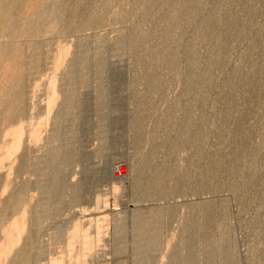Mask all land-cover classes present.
I'll return each mask as SVG.
<instances>
[{
	"label": "rangeland",
	"instance_id": "rangeland-1",
	"mask_svg": "<svg viewBox=\"0 0 264 264\" xmlns=\"http://www.w3.org/2000/svg\"><path fill=\"white\" fill-rule=\"evenodd\" d=\"M31 1L29 0L27 3L31 5L33 2ZM131 1L132 0H95L91 5L93 8L91 7L88 11V15L90 14L88 17L90 20H88V22L93 21L96 18L99 20L100 18L101 20L103 18L102 21L86 23L85 25L80 26L81 28L77 27L78 29L76 28V30L74 29L72 31H60L57 33V31L54 30L53 32L56 34L52 32L50 34L48 31L47 33L38 35L26 34L25 38H23L24 36H20L19 38L16 37V39H19L17 40L19 41V44L21 43L20 45L22 47L26 44V47L24 46V50L26 51L25 59L28 61L30 60V62L32 61L31 57L34 58L33 51L35 47L33 48L32 45H35L36 43L39 44V41H43L44 44L46 43V46V41L50 39L48 44L51 42V47L47 46L51 49L54 47V50L57 51L58 46L56 45H60V41L62 44V41L68 40L63 43L68 46L72 44L69 46L70 48L72 47V54L68 56L69 58H66V63L73 59V54L76 53L77 50L82 51V49H87V45L89 48L87 49L89 51V59L86 64L88 70L86 69L87 71L85 72L87 73L86 78L89 80L87 82L88 84H83V82L80 81L83 73L78 75V77L81 76L80 78L77 77V79L74 80L73 84H75V81L78 83L75 84L76 86L73 85L75 87L74 92H77V95L73 92L74 95L72 97V100L74 102L76 101V108L75 110L73 109L74 112H71L74 115V120H72V114H69V116L67 114V119H62L63 121H61V129L64 127L63 131H65L68 137V140L64 145L67 150L74 148L76 155L72 160L63 163L64 166L62 165L61 168V192L53 198L54 200L52 202L54 203L51 202L53 206L59 207V212L58 210L57 212L54 211L56 213L54 217V214H52L50 217L47 216L49 219L43 217L38 219L35 224L33 223L34 228L37 227L38 223L39 227L37 228H39V235L43 231L40 228H44V230L47 231H44V234H41L40 236L39 248L40 250L43 249L41 250L42 255L40 256L39 264H48L51 257L59 255L61 252L60 247L63 246L64 243L61 242V244L58 245V243H55V240L51 241L54 239L52 236L60 234L62 237L64 234L62 237L64 238V236L68 234L67 231L69 232V229H73L70 227H73L75 223L79 221L82 222V230H86L88 226L90 227V225L95 222L93 221L90 223V218L103 219V215H108L107 220H102L105 223L104 226L106 225L104 227L106 230L104 229L105 231L102 233L103 235H100L101 240H99L101 242L99 241L97 248L95 247L94 251L91 252V255L93 256L94 254L95 256L92 257V260H89L88 263L85 261L81 264H132L134 259V263L137 264L138 260L135 258L137 251L134 250L135 248L132 249V246H134L136 241L142 242V248H148L152 245L153 251L156 250L153 252L150 248L152 252L149 251L146 264H168V262L169 264L170 262L175 264L174 262L177 263V260L174 262L172 261L177 258L178 261H180L178 255L181 256L182 253V255L189 256L188 254L191 253V251L192 257L189 258L184 256V258L187 257V261L184 259L185 262L181 260L180 263L208 264L210 258L212 264H221L224 250L222 251L223 247H220L219 243L211 241L213 242L212 248V246L210 247L208 245L209 243L205 241L199 243L200 240H195L198 239L197 237L194 238L192 236L190 238L187 236L188 239H190L189 241H191V245H189V241L186 238V234L188 235L189 230L192 228H188L190 222L192 225L195 220V222L202 220L203 216L201 217V215H204L203 213L206 211V205H215L213 213L216 216L213 214L214 218L212 217V222L218 224V226L214 225L215 227L211 226V230H214V234L209 231L210 227L206 228L209 229L208 231L210 234L212 233L211 236L214 235L213 237H210L209 234H207L211 240H218L221 244V240L219 239L223 238V232L227 231L229 233L228 247L230 249V260L228 264H264V174L258 175L259 177L263 176V179L260 177V181H258L260 183L262 180V183L261 185L258 184V186L260 185L259 187L255 186L254 188H251L253 191L251 190L249 194L245 192V190H247L246 186L244 187V185H242L238 187L235 185V182L239 180V182L243 181L242 183L249 180V176H247L248 174L238 175L235 173L229 176L226 175V177L221 175L220 177L215 178L216 180L214 179V181H210L213 186L212 189L210 187V182V185L208 186L210 189L202 188L204 186L202 183L205 181L207 170L213 164L216 165L212 160H215L214 154L218 149V146L221 144L222 139L226 138L224 135H226L227 129L250 126L249 129L247 127V129L250 130L252 127L253 129H251L253 132L250 131L252 133L251 143L255 145V148H251L252 150L249 148L252 151H250L251 156L253 153L256 154V152L260 150H262L260 153L264 152V95L262 94L263 92L261 95H259L260 92L258 94L256 93V91H258L256 88L258 87L257 84L259 82L257 79L259 71H257L258 69L256 70V68L261 64L264 65V0H261L260 2H258L259 0L256 2L252 0H200V13L203 14L217 12L219 10L223 13L224 7H227L226 11H232L238 16L244 18L246 15V8L250 7L252 10V16L246 24L238 28L237 32L239 35L231 38L228 45L229 48L222 51L219 56L217 55V58H214L213 56V46H211L210 38L205 35V28L203 26L200 27V30L193 31V27L190 24L177 31L176 35L178 40L175 43V50L181 54L183 58L187 56L188 52H192L195 56L193 65L187 66L184 62H180V60L175 65L163 62L161 66L162 72L171 73L172 75H168L165 78V85L163 84L161 90L155 92L150 91L151 93L144 90V87L146 90L148 89L146 88L147 85L145 79L143 82V78H140L143 83L140 79L137 80V78L140 77L138 74L141 70V67L137 63V58L139 57L138 52L140 51H135L132 41L134 29L131 20L134 16L133 20L137 19V22L145 25L143 16L138 17V14L140 15L141 13L136 12L137 14H134L137 16L131 13L129 17L133 16L130 19H125V17L121 18V15L125 11L130 12ZM96 12H99V15H97L98 13L96 14ZM93 13H95L94 16ZM52 20L53 19L49 20V26L56 24V22ZM51 21L54 24H52ZM4 36L6 37V35L1 33L0 42L1 40H9L8 37H6L7 40L3 38ZM81 38L83 39L80 40ZM97 38L101 42L100 47L99 44H97ZM29 39L31 40V44L33 42L31 45L32 49H30V44H27L30 43ZM84 39L86 40L84 44L87 43L83 48L84 45L82 42ZM25 40H27L26 43L24 42ZM94 40H97V43ZM18 41L16 44H18ZM44 44L40 43L39 45H36L42 46ZM52 44H54V46H52ZM80 47H82V49H79ZM45 48L46 47H44V51L48 52H46L45 55H53L56 53L53 50L51 51L50 48L47 50H45ZM48 50L51 52L49 53ZM30 52L32 53L30 54ZM53 57L50 58L49 56V60H45L43 68L39 71L37 76L35 75L34 77V81H36V83L38 82L37 84H39L40 87L37 92L38 97L42 94L40 98L36 96L34 98L35 100L33 99L34 101L38 100L37 102H34V104L38 103L37 105H42L44 103L42 101L45 100V81L51 76L50 73H52V65L54 63L52 64L50 62L54 60ZM100 60L103 61L101 67L99 65ZM46 62H49L50 64H46ZM220 62V66L223 64L225 68L224 66L223 68L219 66ZM8 64L11 67L10 63ZM49 65L52 66L51 70V66ZM207 65L210 67L207 78L211 81V85L205 90V93L202 92L203 95H196L197 91H195L194 87L189 86L188 82L194 71ZM6 67H8V65H6ZM6 67H3L4 71L2 73L0 72V83L3 84L4 82L3 85H5L6 80L8 81L12 78V75H14V77L16 76L11 79L12 81H16L20 78V73H17L16 69L14 70V66H12L14 67L13 70L11 69L12 67ZM25 67L27 68L28 66ZM237 68L241 69V73L233 76V72ZM7 69H10L8 70L10 72L12 71L11 73L8 72L10 76L7 72L5 73ZM228 74L229 76H227ZM83 76L85 77L86 75ZM63 77L64 76L61 78ZM226 77H232V79L230 78L229 81ZM225 78L228 82L227 80L225 81ZM34 81L32 80V83H35ZM57 82L60 83H58V86L61 85V87H64V81H61L60 78ZM260 84L261 83L259 82V85ZM254 85L256 86L255 90H253L255 87ZM249 87H251L253 93H256V97H254L260 98L261 101H258L259 104L257 103L258 99L254 100L253 96L249 97V95H251L250 93L248 94V92H250V90H248ZM137 89H139V91ZM135 93L138 94L136 95ZM224 93L229 94L227 95ZM253 93L252 95H254ZM100 94L101 96L102 94L104 95L103 104L98 101L99 99L97 100L98 95ZM247 94L248 96H245ZM2 95L3 94L0 90V97ZM195 95L199 96V99H201L202 96L201 100H203L204 96L207 105L206 107H202L203 105L199 103V105H201L200 107L194 104L191 106V110L188 111L187 107L190 105L189 101ZM226 95H230V97L228 98ZM147 97L152 98L151 101L153 102L151 103L154 105H151L150 107L147 105L145 109L146 112H144L145 110H143L144 113L141 112L144 115H141L138 112L136 113L138 110L137 107H139L138 103L144 99H148ZM252 99L253 101H251ZM255 102L258 105H256ZM32 104L33 103H31V105ZM37 105L35 104V106L38 107L36 108V111L39 109L40 112L41 108ZM253 106L254 109L251 110ZM243 108L244 110L246 109V111L248 110V115H246V111L244 115L243 112L241 114ZM42 113L43 112L41 111V114ZM139 115H141L142 118H140ZM189 116L198 118L199 121L204 124H202L204 126L203 137L206 138V140L200 148L188 144L187 146L182 147V149L178 148L176 152L171 154L169 146L167 145V147L164 144L165 140L166 138H170L172 143L176 144L182 138V133L177 131V129ZM261 117H263V119H261ZM137 118L144 121L142 122L146 129L148 128L149 131L154 130L150 131V133L154 132L155 138L154 136L152 138L145 137L146 140L149 138L150 140L152 139L155 141L156 144H160L159 150H157V148L156 152L153 154H151L154 150L153 144L149 143V139L147 141H143L142 139V143H140V141H135L134 136H136V130L134 128L136 126L134 127V123L137 122ZM43 127L46 128L44 129ZM42 128L43 133L44 131H49L51 129V124H44ZM207 131L209 134L208 137H205ZM147 133L149 132L147 131ZM232 144L234 145V143ZM232 144L229 145V147L231 146V149L227 150L228 153L226 152L229 156L225 158L226 154L224 155L225 159L223 158V164L227 162V159L230 158V155L234 151V146L232 147ZM257 144L262 145H260V149H258L259 146ZM151 146L152 149L150 151ZM256 147L258 151L255 150ZM196 148H199V150L202 148L201 150L204 153L202 155L204 156L201 157L204 158L200 157L199 159V156L197 155H200V151H196ZM260 153L258 152L256 155H259L260 158L264 157L262 156L263 153ZM154 154H156L155 157L153 156ZM151 155L154 158L153 169L150 170L145 177L138 176L135 169L142 163L145 157H151ZM259 157H257V163L263 160V158L260 159ZM195 158L199 160L197 161ZM192 159L197 162L194 161L195 163H192ZM210 161H212L213 164L210 165ZM262 162L263 161L259 164ZM259 164H257L258 169H262L263 171L264 167L262 166H264V162L262 166H259ZM167 167H172L174 170H177H175L176 172L179 171V173L180 171H183L182 174L185 172L188 173L185 190L177 191L175 188L176 180L174 183V180L172 179L173 181H170V183L168 182L169 184H167V186H169L167 189H161L158 191L159 193L155 192L151 195L142 193L143 188L151 184L153 174L156 171L164 170ZM262 171L260 170L261 173H264ZM17 175V172L13 174V176ZM27 176L28 179H35V181L40 179L36 173L26 175L25 179H27ZM158 182L159 186L164 184V182ZM116 183L119 185V191L117 192H115L116 190L114 189V187L117 186ZM215 186L220 188L217 189ZM32 189L36 192L34 193V202H36V197L42 198V195L36 185L33 186ZM254 190H256V192L252 193ZM73 191L76 192V196L73 199H69L73 197V194L71 193ZM246 195L249 198L246 197ZM97 199H101L102 204L97 203L99 202ZM39 201L40 198H38V202ZM197 201L199 202L197 203ZM97 205L103 207H98ZM172 206L174 210L171 209ZM171 212L173 214H171ZM96 216L99 217L95 218ZM204 217H206V215ZM42 219L43 221L44 219L46 221L42 222L43 224H41ZM203 219L205 220V218ZM138 220L150 223L149 230H155V228L156 231L158 230L157 232L155 231V237L152 233V239L154 240L155 238L154 241L150 240V237H152L151 234L147 235L149 238H147L146 235H143L144 237L146 236L145 238L147 239H144L143 236H140L141 239L136 236L134 229L135 221ZM259 220H262L263 222ZM61 221L63 224L60 223ZM201 222H203V220ZM58 223L60 225H58ZM92 236L94 237V234ZM142 239L146 242L144 240L142 241ZM191 239H194V242L196 241L199 244L195 242L194 245L192 242L193 240ZM214 243L218 245L216 246ZM57 245L61 246L58 248ZM186 245L190 248H187ZM183 246L186 247V250H192H189V252L184 251L185 248H183ZM49 247L51 250H49ZM56 247L59 251H54L56 250ZM126 251L129 252V254L126 253ZM120 253H126V256ZM131 254L135 255L131 256ZM151 254L153 255L150 256ZM129 255L131 258H129ZM132 257L134 258L132 259ZM131 259L132 263L129 262ZM181 259H183V256H181ZM141 264L145 263L142 262Z\"/></svg>",
	"mask_w": 264,
	"mask_h": 264
},
{
	"label": "bare ground",
	"instance_id": "bare-ground-1",
	"mask_svg": "<svg viewBox=\"0 0 264 264\" xmlns=\"http://www.w3.org/2000/svg\"><path fill=\"white\" fill-rule=\"evenodd\" d=\"M28 1L29 0H0V36H1V33H3L4 35H6V37L9 38L8 41H5L3 39L4 41L1 40V42H0V72L2 73L4 71L3 67H6V65H8V67H6V68H9L10 66L8 63H10L11 67L12 66L15 67V68L10 67V68L12 70L14 68V70L16 69L17 73L18 72L20 73V78L18 77L19 79H17L16 81L11 80L12 78L16 77V76L14 77V75H12V78L10 80L5 81V85H3L4 82H3V84L0 83L1 84L0 90L3 94L0 97V264H39V261H40L39 259H40V256L42 255L41 250L43 249L42 247H41L42 248L41 250L39 248L40 247L39 246L40 238H41L40 236H41V234H44V231H46V230H44V228H40L43 231L39 235L38 234L39 228H37V227H39L38 223H37V227L35 226L36 228H34L33 225L36 223V221L38 219H41L43 217L48 218L47 216L50 217L52 214H54L53 217L55 216V214H56L55 212H57L59 207L53 206L52 203H54V202H52V201L54 200L53 198L56 197L57 195H59L61 192V185H62V183H61V168H62V165L66 161L72 160L73 157L76 155L74 148L67 150V148L64 145V143L68 140V137H67L65 131H63V129H64L63 126H62L63 129H61V121H63L64 119L65 120L67 119V114H68V116H69V114H72V116H73L72 120H74V115L71 112H74V110L76 108L75 107L76 101L74 102L72 100V97L74 94L77 95L76 94L77 92H74L75 87L73 85L78 84L76 81H75V84H73L74 80L77 79L78 75L83 73V75H86V76L84 77L83 75H81L82 78H80L81 76L78 77V78H80V81H82L83 84L87 83L89 81L86 78L87 73H85L88 70L86 64H87L88 59H89V51L87 50L89 48L87 47L88 45L86 46L87 42L84 44V42L86 41L85 39L83 40L82 43L84 45L83 48L86 46L87 49H82V47H80L79 49H82V51L77 50L76 53H74L75 51L73 50L74 51L73 52L74 57L72 56L73 59L69 60V62L66 63L65 62L66 58L68 56H70V54H72V51H71L72 47L71 48L69 47L72 44H70L68 46L67 44L63 43V42H66L68 40L62 41V44L60 41V45H56L58 47H57V51H55L54 47H52L53 49L50 48L51 42L48 44V41H50V39L46 41L47 45L50 47H48L47 45L45 46L46 43L44 44L43 41L42 42L39 41L41 38L38 41H39V44L40 43L44 44L42 46H37V45H39L38 43H36L37 45L36 44L32 45L33 42L31 44V40L29 39L30 43H27V44L28 45L30 44L29 46L32 45L33 48L35 47L34 51H33V57L34 58L31 57L32 61L30 62V60L28 61L27 59H25L26 58V56H25L26 51L24 50L25 49L24 46L26 47V44L22 47L20 45L21 43L19 44L18 38L20 36H22V37L24 36L23 38H25L26 34L27 35H31V34L32 35L33 34L38 35V34H42V33L43 34L47 33L48 31H49L48 33L51 34V32L54 33L53 32L54 30H56L57 33L60 31L61 32L72 31L74 29L76 30L77 27L85 25L86 23L98 22V21L103 20V18H102V20H101V18L99 20L95 17L96 19L88 22V20H90L88 18L90 15V14L88 15V11L92 7L91 5L95 0L94 1L93 0H32L33 2L30 0L32 2L31 5L27 3ZM128 1H130V0H128ZM238 1H240V0H238ZM252 1L256 2L258 0H252ZM260 1L261 0H259L258 2H260ZM130 3H131V10L132 11L131 10H130V12L125 11L122 14L123 16L121 15V18L125 17V19H130L133 15L137 14L136 12L141 13L140 15L138 14V17L143 16V21L145 22V25H142L140 22H137L136 21L137 19L133 20L134 16L131 20V23H133V29H134L132 41H133V46H134L135 51H137V52H138V50L140 51V52H138L139 57L137 58V63L141 67V70L138 74L140 77H138V76H136V77H138L137 80L140 78H143V82L146 80V85H147L146 88H148L147 90H149V91H147L144 86L143 87H144V90L148 93H151L150 91L155 92V91L161 90L163 87L164 81H166L165 78L168 75H172L171 73L162 72L161 66H162L163 62H166L170 65H175L180 60V62L181 61L184 62V64H186L187 66L193 65V61L195 60V56L192 54V52H188L187 56L185 58H183L182 55L179 54L175 50V43L178 40V37L176 35L177 31L183 29L185 26L190 25V24L193 27V29H192L193 31L194 30H200V27L203 26L205 28V35L210 38L211 46H213V48H214V49L212 48L213 56H214V58L215 57L217 58L222 51H225L226 48L227 49L229 48L228 45H229L231 38L233 36L239 35L237 32L238 28L240 26L246 24L252 16V14H251L252 10L250 7L246 8V15L244 18L238 16L237 14L233 13L232 11H230V12L226 11L227 7H224L223 13H221L219 10L217 12H209L208 14H203V13H200V8H201V1L200 0H132ZM228 10H230V9H228ZM101 13H105V12H101ZM125 13H127V14H125ZM131 13L133 15L131 17H129L131 15ZM156 13H158V14H156ZM94 14L95 13H93V16H94ZM96 14L99 15V12H96ZM124 14H125V16H124ZM135 16H137V15H135ZM99 17H101V16H99ZM51 19H53L54 22H56V24H54L52 22L53 21L52 20L51 22L54 25L49 26L48 22ZM159 22H161V23H159ZM54 34H56V33H54ZM59 35H61V34H59ZM89 36H90V34H89ZM6 37L4 36L3 38H5L7 40ZM16 37H18L17 38L18 40L16 39ZM49 37H50V35H49ZM46 39H44V40H46ZM82 39L83 38H81L80 40H82ZM17 41H18L19 45L16 44ZM26 41L27 40H25L24 42L26 43ZM95 42L97 43V40ZM55 43H57V42H55ZM100 43L101 42L98 39L97 44H99V47H100ZM32 46L30 49H32ZM52 46H54V44H52ZM44 47H46L45 50L50 48L51 51L53 50L56 53L53 55H50V54L45 55V53L47 51L46 52L44 51ZM50 50H48L49 53L51 52ZM141 50H142V52H141ZM24 51H25V54H24ZM31 53L32 52H30V54ZM47 56L48 57L50 56V58H52L54 56L53 57L54 62L52 60H51L52 62H50V63H52V64L54 63V64L53 65L51 64L53 66L52 73H50L51 76L47 79V81L44 80L46 83L45 100L42 101L44 103L42 105L41 104L37 105L38 103H35L37 106H39L41 108V111L43 112L41 114V111L39 112V109H37L38 111H36V108H38V107H36L34 104V102L38 101V100L34 101L35 100L34 98L36 96L38 97L37 92L39 90L38 88H40L39 84H37L38 82L36 83V81H34L35 80L34 77H35V75L37 76L39 71L43 68V64H44L45 60H49V58ZM47 63H49V62H46V64ZM220 64H221V62L219 63V66H220ZM51 65H49V66H51ZM99 65H100V67L103 65L102 60H100ZM261 65H263V64H261ZM261 65L257 66L256 70L258 69L257 71H259L257 79L259 80V82L262 85L261 84L259 85V82H258V84L256 83L258 85V87L256 88V86L254 85L255 87L253 90H255V88H256V89H258V91H256L257 94L260 92L259 95H261V93L263 92L262 94L264 95V65L263 66H261ZM25 66H28V67L26 68ZM52 66L50 67V70H51ZM223 66L224 65L222 64V66H220V67L223 68ZM224 68H225V66H224ZM209 69H210V67L208 65L202 66L198 70H196L192 73V76H191L190 81L188 82V85L195 88V91L198 92V94L196 92V95H201V94L203 95V93H205V90L211 85V81H209L207 78V74L209 72ZM8 70H10V69H7V71H5V73L10 72ZM17 73H16V75H17ZM239 73H241V69L237 68L233 72V76L237 75ZM9 76H10V74H9ZM9 76H8V78H9ZM62 76H64V77L61 78ZM227 76H229V74ZM6 77H7V75H6ZM232 77H230V78L232 79ZM59 78L61 81H64V87L63 86L61 87V85L58 86V83L60 81L59 82H57V81L59 80ZM226 78L230 81L229 77H226ZM226 78H225V81L227 80ZM5 79H7V78H5ZM13 80H15V79H13ZM32 80L36 84L32 83ZM140 80L142 82V79H140ZM149 80H152V81H149ZM228 80H227V82H228ZM3 81H4V79H3ZM78 82H79V80H78ZM61 84H63V83H61ZM251 87H253V86H251ZM251 87H249L250 89L248 88V90H250V92H248V94L249 93L251 94V95H249V97H251V96L254 97L256 93L252 92ZM137 90L139 91V89H137ZM73 92H74V94H73ZM251 92L254 95H252ZM135 94L137 95L138 93H135ZM224 94H227V93H224ZM248 94L245 96H248ZM196 95L190 99V101H189L190 105L187 107L188 111L191 110V106H193L194 104L198 105L200 107H201V105H203L202 107H204V106L206 107L207 101L204 98V96H203V100H201L202 96H201V99H199V96H196ZM221 95H223V94H221ZM40 96L38 98H40ZM227 97L229 98L230 95ZM249 97H247V98H249ZM255 97L253 99L254 100L258 99L257 103H258V101H261L260 98H258V97L255 98ZM253 99L251 101H253ZM97 100L103 104L104 103L103 102L104 101V95L103 94H102V96H101V94L98 95ZM151 100H152V98L150 97L146 100L145 99L142 100L143 102L141 101L140 103H138L139 107H137L138 110L136 108V110H137L136 113L138 112L139 114L144 115L142 113L146 112V110H145L146 106L149 105L148 107H150L151 105H154L151 103V102H153ZM31 101H33V102H31ZM154 102H156V101H154ZM31 103H33L34 105L33 104L31 105ZM199 103L201 105H199ZM257 103L255 102L256 105L259 104V103L258 104ZM102 104H100V105H102ZM230 104H231V102H230ZM260 105H261V102H260ZM61 107H63V108H61ZM148 107H147V109H148ZM252 109H254V106H253V108H251V110ZM143 110H145V111L143 112ZM242 110L243 111H241V114L243 112V115H244L246 109L244 110V108H243ZM247 111H246V115L249 114V112L247 113ZM249 111H250V109H249ZM41 115L42 116L44 115V116L42 117ZM141 115H139L140 118H142ZM160 116H162V115H160ZM35 118H36V120H35ZM156 119H157V117H156ZM261 119H263V117H261ZM142 121L143 120H140L137 118V122L134 123V127L136 126L134 128L136 130L135 131L136 136H134L135 141L136 142L140 141V143H142L143 141H147L149 139L148 138L146 140L147 137L152 138L154 136V138H155V133L154 132L150 133V131H154V130L149 131L148 128L146 129L144 127V124H143L144 121L143 122ZM44 124H51V129L49 131H46V132L44 131V133H43L42 130L44 127L42 128V126ZM202 124L203 123L200 122L198 118H196L194 116H189L183 122V124L177 129V131L182 133V138L176 144H173L172 140L170 138H166L164 144L166 146L167 145L169 146L170 153L173 154L174 152H176V150H178V148L182 149V147L187 146L188 144H192V145L197 146L199 148H200V146L202 147L203 142L206 140V138L203 137L204 136V128H203L204 124L203 125ZM62 125H63V123H62ZM247 127L244 126L243 128H236V129L235 128H229V129H227L226 135H224V137L226 136V138L223 137L224 138V139H222L223 142L221 141V144L218 146V149L216 150V152L214 154L215 160H212L215 162L216 165H214L213 162L210 161V165L211 164H213V165L210 168L208 167L209 169L207 170L205 181L202 183V184H204V186L202 187L203 189L209 188L208 186L210 185L211 180L214 181L215 178H218L221 175H224L226 177V175L229 176V175H232L235 173L238 175L239 174H242V175L248 174L247 176H249V180H247L246 182L245 181H244V183H242L243 181L239 182L240 180L235 182L236 183L235 185H237L238 187L242 186V185H244V187L246 186L247 190H245V192L248 194H249V192H251V190H252L251 188L258 186V184L261 185L262 180L260 183L258 181H260L259 178L260 177L262 178L263 176L259 177L258 175H261V174L263 175L264 173L260 172V170L262 171V169H258L257 164H259L261 161L264 162V157H262L263 160H261L260 162L257 163V159H258L257 157H259V155H256V154L258 152L260 153L262 151V150L258 151V149H260V145L262 143L257 144L259 146V148L257 149V147H258L257 146L255 150H257L258 152H256V154L253 153L254 155L252 154V156H251V152H252L251 148H255V145H253L251 143L252 133L250 131L253 132V130H252L253 128L251 127L252 129L250 128V130H248L250 126L248 127V129H247ZM147 131L149 133H147ZM208 134H209V132L207 131L205 137H208ZM72 136H74V135H72ZM142 139H143V141H141ZM151 140L149 139L148 141H150L149 143L153 144V149L155 150V151L153 150L154 152L153 151L151 152V154H153L156 152L157 148H158L157 150H159L160 144L159 143L156 144L155 141H153V140L151 141ZM140 143H139V145H140ZM232 143H234V145ZM231 144H232V147L234 146L233 147L234 151L232 150L233 153L230 155V158L227 159V162L223 164L222 161H223L224 155L226 154L227 150L231 149V146L229 147V145H231ZM199 148L198 149L196 148V151L199 150ZM151 149H152V146L150 148V151H151ZM201 149L199 150L200 155L199 154L197 155V156H199V159L201 156H204V155H202L204 153ZM201 151H202V153H201ZM249 152H250V154H249ZM262 153L264 154V152H262ZM262 153H260V154H262ZM263 154H262V156H264ZM155 155L156 154H154L153 156L155 157ZM227 156H229V155L226 154L225 158ZM152 158H153L152 155H151V157L150 156L145 157L143 159L142 163L135 169L136 174L138 176H144L145 177L148 174V172L153 169L154 158L153 159ZM201 158H204V157H201ZM262 158H260V159H262ZM199 159L195 158V160H197V161ZM192 160H193L192 163L197 162L194 159H192ZM263 162L261 164H259V166L260 165L262 166ZM262 167H264V166H262ZM262 167H260V168H262ZM175 170L172 167H167L164 170L156 171L152 176L151 184L148 185L147 187L143 188L142 193L150 194V195L155 193V192L159 193L158 192L159 190L167 189V187L169 186V185L167 186V184H169L170 181H173V180H174V183L176 180L175 188L177 191L185 190L186 183H187L186 178L188 176V173L184 171L185 173L182 174L183 171L182 172L180 171V173H181V175H180L179 171L176 172L177 170L176 171ZM258 170H259V173H258ZM16 172L18 175L13 176V174H15ZM262 172H264V170ZM32 173H36L40 177V179L35 181V179L34 180H31L30 178L28 179V176H27V179H25L26 175H31ZM24 174H25V176H24ZM177 175H180V176H177ZM158 181L164 182V184H161L162 186H159ZM35 185L38 187V189L40 190V193L42 195V198L36 197L37 198L36 202H34L35 201V196H34L35 194L34 193H36V192H34L32 189V187ZM116 185L117 186L114 187V189L116 190L115 192L119 191L118 190L119 185L117 183H116ZM210 187L212 189V187H213L212 183H211ZM215 187H217V186H215ZM219 188L220 187H217V189H219ZM255 192H256V190H254V192H252V193H255ZM71 193L73 194V197H71L69 199L75 198L76 192L73 191ZM38 196H39V194H38ZM246 197H248V196L246 195ZM38 198H40L39 202H38ZM98 200L99 199H97V201ZM102 200H103V198H102ZM102 200L100 199L99 202H97V203L102 204L101 203ZM199 201H197V203ZM99 206H101V205H99ZM101 207H103V206H101ZM201 207H203V206H201ZM213 207H214V209H213ZM171 209L174 210L173 206ZM205 209H206V211L203 213L204 215H201V217L203 216L202 217L203 222H201L202 220L195 222L196 221L195 220L194 221L195 223L193 222L192 225L190 222V226H188V228L189 227H192V228L189 230V234L188 235L186 234V238L189 241L190 239H188L187 236H189L190 238L192 236L194 238L197 237L198 239H195V240H200V242L198 241L199 243L205 241V242L209 243L208 245L210 247L212 246V248H213V242H211V241L219 243V246L223 247L222 251L224 250L223 255H222V259H221V264H228L229 260H230V249L228 247L229 233L227 231L226 232L222 231L224 233L222 236L223 238L219 239V240H221V244H220V241H218V240H215V239L211 240L210 237L214 236V235L211 236L212 233L214 234V232H213L214 230H211V226L212 227L214 225L218 226V224L216 222H212L213 221L212 217L215 215L213 213V211L215 210V205L214 206H211V205L207 206L206 205ZM58 212H59V210H58ZM99 212H102V211H99ZM172 212H171V214L174 213V212L173 213ZM157 215H158V213H157ZM159 215H160V213H159ZM205 215H206V217H204ZM223 215H225V214H223ZM70 217H72V216H70ZM98 217L96 216L95 218H98ZM199 217H197V218H199ZM152 218H153V216H152ZM203 218H205V220ZM107 219H108V215L107 216L103 215V219L102 218L101 219H99V218L98 219H94V218L91 219L90 218V220H91L90 223L93 221H95V222L92 223L90 225V227L88 226L89 229H88V227H87V229L85 228L86 230H82V228H81L82 222L79 221V222H76L75 225L73 224L74 225L73 227H70L73 229H69V227H68V229L70 231L69 232L67 231L68 234L65 235L64 238H62L64 234L62 235V237L60 234L52 236L54 239L51 241L55 240V243H58V245L61 244V242L64 244H63V246L60 245L61 247L57 245L58 248L60 247L61 252L59 255L51 257L48 264H81V263H84L85 261H87V263H88L89 260H92V257H94L95 255L92 253L93 254V256H92L91 252L94 251L95 247L97 248L99 241L101 240L100 235L106 230L104 228L106 226V225L104 226V224H105L104 221ZM102 220H104V221H102ZM86 221H87V219H86ZM142 221L141 220L135 221L134 233H136V236H138L139 238H140V236H143V235L147 236V235L151 234V236H152V233H153V235L155 237L156 228H155V230H149L148 228H149L150 223H147L145 221L142 222ZM259 221H262V220H259ZM42 222H46L45 219H44V221L42 219L41 224H43ZM63 222H64V220H63ZM71 222H73V221H71ZM60 223H62V221ZM156 223H159V222H156ZM41 224H40V226H41ZM58 225H60V224L58 223ZM207 227L208 228L210 227V230L206 229ZM150 229H152V228H150ZM208 230L211 231L212 233L210 234ZM54 231H56V230H54ZM60 231H61V229H60ZM187 231H188V229H187ZM91 233L94 234V237L92 236L93 234H91ZM207 234H209L210 237ZM46 236H47V234H46ZM136 236H134V237H136ZM207 236H208V238H207ZM145 237H144V239L149 238L148 236H147V238H145ZM157 237H156V239H157ZM150 238H151L150 240H153L152 239L153 236ZM134 239H136V238H134ZM144 239H142V241ZM202 239H205V240H202ZM154 240H155V238H154ZM191 240H193L192 242L195 245L196 241L194 242V239H191ZM140 242L136 241V243L134 244V246L135 245L136 246L135 247L132 246V249L135 248L134 250L137 251V254L135 251V254H136L135 258H136V260H138V262H140V263H138L136 261L137 264H141L142 262L146 264L147 259H148L147 256L149 254V251H151V249L153 251V246L151 245L149 247L146 246L148 248H142V245H141L142 242L141 243ZM190 242L191 241H189V245H191ZM50 243H52V242H50ZM199 243H197V244H199ZM226 243H227V245H226ZM143 245H146V244H143ZM215 245H214V247H215ZM57 247H56V250H54V249L53 250L59 251V250H57ZM130 247H129V250L131 252ZM186 247L188 248L189 246L186 245ZM186 247L183 246V248H185L184 251L189 252V250L190 251L192 250V249L186 250ZM49 250H51V248ZM127 251H126V253L129 254V252H127ZM154 251H156V250H154ZM126 253L125 254L120 253V254L126 256ZM191 253H192V251H191ZM191 253L188 254L189 256L182 255V253H181V256H183V259H181V256H179V255H178V257L180 258V261L181 260L184 261V259H186L185 261H187V257H189V258L192 257ZM135 254H133V255H135ZM51 255H53V254H51ZM133 255L131 254V256H133ZM152 255L153 254H151L150 256H152ZM131 256L129 258H131ZM184 256H187V257L184 258ZM263 256H264V251H263ZM133 258L134 257H132V259ZM150 258H152V257H150ZM132 259L129 262H131ZM124 260L127 261L126 259H124ZM175 260H177L178 264L180 263V261H178V258L174 259L173 261L171 260V261L174 262ZM209 260H210V262L208 264H212V261L210 258H209ZM188 261H189V259H188ZM132 262H131L132 264H135L134 263L135 259ZM184 262H182L180 264H183ZM122 263H123V261H122ZM174 263L177 264L176 262H174ZM186 263H188V262H186ZM168 264H169V262H168ZM170 264H172V263L170 262Z\"/></svg>",
	"mask_w": 264,
	"mask_h": 264
}]
</instances>
